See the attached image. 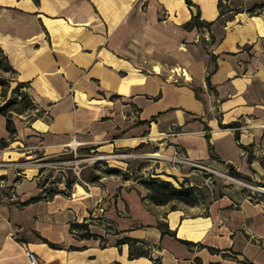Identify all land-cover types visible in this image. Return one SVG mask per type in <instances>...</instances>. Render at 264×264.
Here are the masks:
<instances>
[{"label":"crops","instance_id":"0c3cea01","mask_svg":"<svg viewBox=\"0 0 264 264\" xmlns=\"http://www.w3.org/2000/svg\"><path fill=\"white\" fill-rule=\"evenodd\" d=\"M218 1L0 0V48L37 106L14 114L11 139L0 114L9 148L0 157L79 143L104 152L164 148L227 169L210 157L211 143L264 182V0ZM197 12L210 25L186 27ZM234 121L237 129L225 126ZM193 170L150 176L192 185ZM22 171L13 181L0 169L12 185L0 188V264H31L25 248L42 264H264V193L227 184L204 202L167 208L144 184L106 176L24 203L65 185L40 186L36 166ZM83 220L94 237L72 230Z\"/></svg>","mask_w":264,"mask_h":264},{"label":"rangeland","instance_id":"374dc122","mask_svg":"<svg viewBox=\"0 0 264 264\" xmlns=\"http://www.w3.org/2000/svg\"><path fill=\"white\" fill-rule=\"evenodd\" d=\"M29 118L30 117L27 116V119ZM8 149L9 148L6 147V149L3 150L6 151ZM3 157L4 158L0 157V169H9V171H11L9 176H19L23 173L22 169L24 167L36 166L37 170L39 168H43V171L38 179L40 181L45 180L48 183L53 182L55 184L56 181H64V179L68 177H75V184L70 188L71 191L75 185L84 184L83 182L90 184L92 182V178L98 181L99 176H118L126 179L129 182L130 187H133L134 184H138L143 187L142 181L145 179L148 180L152 177L150 176V173L155 172L156 170L166 169L168 171H173L175 169L178 171L179 176H181L180 174L182 172H190L194 169V174H192L191 177L194 184L198 183L196 184L198 189H196L195 193V204L204 202L207 195H209L207 193L208 191H211L212 189L218 190L221 186L227 184H237L238 186H242V190L251 193L253 192L252 195L256 197H258V192H261L255 189V187H259L255 184V181L248 182L237 177H235L237 178L235 180L228 178L230 175L227 173V169L223 166H221L220 169H217L200 162L195 164L187 163L186 161H183L182 158H176L174 155H168L164 152V148H153L148 152L140 148H120L104 152L95 148L91 150L82 149V147L78 145L76 149L66 146L63 147L60 152L49 155L43 154L42 151L35 150L34 152L20 154V156L17 157H15V153H13V157H6L5 154ZM106 167L119 168L120 172L116 174H105L104 169ZM6 172L8 171L2 172V174H6ZM166 176H170L171 179H168L176 187H178L179 179L177 180L171 174H167ZM188 178L189 177H185L186 184H190V179ZM256 181L259 182V180ZM11 186L12 185L7 183V181L0 180L1 189H7V187H9L8 190H10ZM216 192L217 191L214 193L216 194ZM183 204L186 203L178 200L169 201L163 205H166L167 208H171L172 205L177 207L178 205Z\"/></svg>","mask_w":264,"mask_h":264},{"label":"trees","instance_id":"16d2710c","mask_svg":"<svg viewBox=\"0 0 264 264\" xmlns=\"http://www.w3.org/2000/svg\"><path fill=\"white\" fill-rule=\"evenodd\" d=\"M188 4H191V0H186ZM222 1H218V5H221ZM260 7L264 6L263 4L258 5ZM250 13L255 12L254 7L251 8ZM189 25H195L198 27L201 26H209L210 23H205L199 20V12H197L195 15L192 16L190 21H187L185 26ZM208 78V75H207ZM11 82H15L14 86L11 85ZM27 82L25 81H20L17 80L16 78V71L13 69L11 64L8 61V58L6 57L5 53L2 51L0 48V87H1V99L3 100L2 103H0V114L4 115L6 117V123L5 126L9 132L8 138L11 139L14 137L16 133V128L14 126L13 122V116L14 114H20L24 112H30L33 109H35L36 103L34 102L33 99H31L30 95L27 93L25 90L27 87ZM238 122L234 121L233 123L226 124L225 126L228 127H235L237 129ZM234 135L236 136V139L239 140V135L238 131L235 130ZM207 136V133H206ZM8 144V139L7 138H1L0 139V148L6 147ZM244 149L248 150V146H243L241 145ZM86 150H91L90 148H82ZM208 150L210 152V157L212 159H215L218 162H223L226 164L227 167V173L231 177H237V178H242L246 181H253L252 178L248 177L247 175L243 174L242 172L238 171L236 167L233 164L227 163L223 161L221 158L217 156L215 151L213 150V147L211 143L208 144ZM251 151H248V160L251 158ZM39 173H38V179L39 176L41 175L43 168H39ZM120 169L116 167H106L104 169L105 174H116L119 173ZM21 175L16 176L13 181H17ZM100 177V176H99ZM5 179V175H0V180ZM95 180L94 178L91 179V181ZM59 180L58 182H60ZM47 181L43 180L37 181V184L40 186H44ZM64 183L65 187L64 189H59L57 185L50 186L48 188H44L43 194H39L36 197H30L29 200L24 201V203L29 202V201H34L37 198H50L53 194L60 192V193H69L71 191L72 185L75 183V177H68L64 179V181H61ZM144 186L149 190V197L151 200L158 205H163L166 202L169 201H182L185 202L188 205H193L196 203V189H198V186L194 183L191 184H186V179L183 178L182 181H179L178 187H176L170 180L166 179H160L158 177H150L148 180H143L142 181ZM255 184L258 186L263 187L264 182H257L255 181ZM171 208H175V205H172ZM89 222L88 221H79L75 222L72 221L70 222V226L72 230H77L79 231V236H87V237H94L96 234L92 233L89 229ZM162 233L169 232L172 233L167 227H164L162 224H160ZM173 234V233H172ZM123 239L129 240L131 238L128 237H123ZM122 239V241H123ZM133 242H136V240L133 239ZM53 245V243H51ZM50 244V245H51ZM145 252V251H144ZM138 252H130V255H137ZM148 253V252H145Z\"/></svg>","mask_w":264,"mask_h":264},{"label":"built area","instance_id":"2783aa9c","mask_svg":"<svg viewBox=\"0 0 264 264\" xmlns=\"http://www.w3.org/2000/svg\"><path fill=\"white\" fill-rule=\"evenodd\" d=\"M180 71L182 72V74H185L186 73V71H185V68H180ZM185 76V75H184ZM261 126H264V124H261ZM79 145V143H77V144H72V143H67L66 145H65V147L67 146V147H71V148H73V149H76V147ZM182 160L183 161H186L185 159H183L182 158ZM187 163H193V164H195V163H199V162H197V161H191V162H188V161H186ZM204 168H206V167H204ZM206 181V180H205ZM84 184H88V183H86V182H83ZM25 254H26V256H28V258H29V260H30V263L31 264H42V262L39 260V258L32 252V251H30L29 249H27V248H25Z\"/></svg>","mask_w":264,"mask_h":264},{"label":"bare ground","instance_id":"6f19581e","mask_svg":"<svg viewBox=\"0 0 264 264\" xmlns=\"http://www.w3.org/2000/svg\"><path fill=\"white\" fill-rule=\"evenodd\" d=\"M257 19V18H256ZM73 144H75V143H73ZM154 154H156V153H154ZM154 154H152V155H154ZM167 178H170V177H167ZM228 178H230V179H232V180H235V179H237V178H233V177H231V176H228ZM171 179V178H170ZM255 189L256 190H258V191H261V192H263L264 191V188H260V187H255ZM79 191H83V188L78 184V186H77V188L75 189V192H79Z\"/></svg>","mask_w":264,"mask_h":264}]
</instances>
